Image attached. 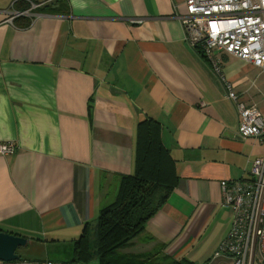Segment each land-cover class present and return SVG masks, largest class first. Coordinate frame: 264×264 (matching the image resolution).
Instances as JSON below:
<instances>
[{"label": "crops", "instance_id": "crops-1", "mask_svg": "<svg viewBox=\"0 0 264 264\" xmlns=\"http://www.w3.org/2000/svg\"><path fill=\"white\" fill-rule=\"evenodd\" d=\"M182 2L0 0V143L15 145L0 154V230L28 240L24 255L0 264H81L73 243L134 171L145 118L161 123L179 179L123 252L231 264L214 257L232 221L220 181L248 176L264 144L239 136L221 80L184 40ZM14 10L29 14L10 19ZM214 55L264 112V71Z\"/></svg>", "mask_w": 264, "mask_h": 264}, {"label": "built area", "instance_id": "built-area-1", "mask_svg": "<svg viewBox=\"0 0 264 264\" xmlns=\"http://www.w3.org/2000/svg\"><path fill=\"white\" fill-rule=\"evenodd\" d=\"M178 10L175 16L181 22L184 40L211 63L225 97L235 108L239 136L264 144V115L256 104L241 99L214 55V51H222L264 71V0H183ZM28 14L14 10L10 19ZM14 151L12 142L0 143V154ZM220 188L221 204L230 211L232 221L214 257L246 264L250 256L264 264V154L251 162L248 176L221 180Z\"/></svg>", "mask_w": 264, "mask_h": 264}, {"label": "trees", "instance_id": "trees-1", "mask_svg": "<svg viewBox=\"0 0 264 264\" xmlns=\"http://www.w3.org/2000/svg\"><path fill=\"white\" fill-rule=\"evenodd\" d=\"M161 133L160 122L152 118L139 121L134 171L121 176L114 198L101 208L94 227L87 224L74 241L72 262L89 264L96 259L98 264H146L156 258L157 253L136 255L123 250L144 231L179 179Z\"/></svg>", "mask_w": 264, "mask_h": 264}, {"label": "water", "instance_id": "water-1", "mask_svg": "<svg viewBox=\"0 0 264 264\" xmlns=\"http://www.w3.org/2000/svg\"><path fill=\"white\" fill-rule=\"evenodd\" d=\"M27 241L24 236L0 230V261L11 262L18 260L20 257L16 251L18 247L25 246Z\"/></svg>", "mask_w": 264, "mask_h": 264}, {"label": "rangeland", "instance_id": "rangeland-1", "mask_svg": "<svg viewBox=\"0 0 264 264\" xmlns=\"http://www.w3.org/2000/svg\"><path fill=\"white\" fill-rule=\"evenodd\" d=\"M256 99L258 101L261 102V104H264V96L262 94H259ZM261 111V110H260ZM263 115H264V112H261ZM115 187H112V193L114 191ZM115 193V191H114ZM25 246H21V247H18L17 249V252L20 254V255H24L23 253H25ZM154 262L152 264H166L167 262H164L162 261V259L158 256V258H156L155 260H153Z\"/></svg>", "mask_w": 264, "mask_h": 264}]
</instances>
